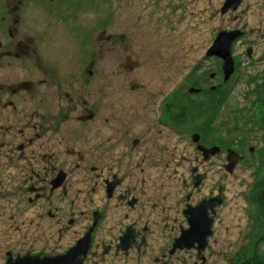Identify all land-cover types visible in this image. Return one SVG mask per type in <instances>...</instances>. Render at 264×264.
<instances>
[{
	"label": "flooded vegetation",
	"instance_id": "obj_1",
	"mask_svg": "<svg viewBox=\"0 0 264 264\" xmlns=\"http://www.w3.org/2000/svg\"><path fill=\"white\" fill-rule=\"evenodd\" d=\"M34 2L0 0V213H10L11 225L0 233V264L76 248L85 251L81 264H237L241 252L223 262L213 237L226 174L254 155L246 134L258 124L255 101L233 117L248 131L237 141L226 138L219 117L240 59L250 66L263 55L264 0H220L228 25L217 35L241 33L231 44L229 81L214 56L217 69L189 74L201 91L131 97L106 117L80 112L81 64L59 66L60 78L50 71L49 4ZM256 102L264 132V99ZM229 150L241 157L232 171Z\"/></svg>",
	"mask_w": 264,
	"mask_h": 264
},
{
	"label": "rangeland",
	"instance_id": "obj_2",
	"mask_svg": "<svg viewBox=\"0 0 264 264\" xmlns=\"http://www.w3.org/2000/svg\"><path fill=\"white\" fill-rule=\"evenodd\" d=\"M34 1H40L34 7L41 6V1L49 4L50 71L60 78L59 66H67L69 71L76 63L82 66L81 84L75 90L79 88V97L91 103L85 105L81 100L80 112L97 109L106 117L111 107L126 108L131 97L140 102L176 89L177 97H186L193 82L190 73L201 75L218 67L219 60L206 52L221 26L228 25L219 13L220 0ZM240 60L242 67L219 117L225 119L226 138L235 141L248 132L234 123L235 114H242L255 101L253 110L261 123L262 107L256 98L264 99V52L250 66L246 57ZM258 124L246 134L254 155L224 179L226 200L213 237L223 262L255 240H264V132ZM210 169L219 171L220 162ZM231 206L237 213L229 212ZM9 216L0 213L1 234L10 232ZM1 234L0 242H4ZM260 248L264 251V241Z\"/></svg>",
	"mask_w": 264,
	"mask_h": 264
},
{
	"label": "water",
	"instance_id": "obj_3",
	"mask_svg": "<svg viewBox=\"0 0 264 264\" xmlns=\"http://www.w3.org/2000/svg\"><path fill=\"white\" fill-rule=\"evenodd\" d=\"M231 2L232 0H228ZM240 32L229 31V32H220L213 43L208 48L206 55L208 57H219L223 60L222 69L224 73V80L229 81L232 76L235 74V60L231 51L232 42L240 35ZM199 92L201 89L191 88V92ZM239 154L234 150H229L228 153V165L227 168L229 171H232L236 164L239 162ZM262 203H263V218H264V191L262 193ZM195 219V218H194ZM211 224V223H210ZM193 225H197L196 221H193ZM208 236V233L206 237ZM79 250V251H78ZM77 251V252H76ZM76 252V253H75ZM80 252L85 253L84 250L76 248L71 250L64 256L59 257H50V258H34V259H23L14 264H81L82 259H80Z\"/></svg>",
	"mask_w": 264,
	"mask_h": 264
},
{
	"label": "trees",
	"instance_id": "obj_4",
	"mask_svg": "<svg viewBox=\"0 0 264 264\" xmlns=\"http://www.w3.org/2000/svg\"><path fill=\"white\" fill-rule=\"evenodd\" d=\"M210 98L216 99L214 93H210ZM217 105L210 104V112L213 113L214 108ZM264 182L262 183V185ZM262 205V202H261ZM264 230V224L262 226ZM263 238L255 240L253 243H250L248 246L244 247L239 254L241 260L237 264H264V251L260 248V243L263 242Z\"/></svg>",
	"mask_w": 264,
	"mask_h": 264
},
{
	"label": "bare ground",
	"instance_id": "obj_5",
	"mask_svg": "<svg viewBox=\"0 0 264 264\" xmlns=\"http://www.w3.org/2000/svg\"><path fill=\"white\" fill-rule=\"evenodd\" d=\"M236 208H237V207H236ZM231 211H232L233 213H237V210L234 209L233 206H231V207L229 208V212H231Z\"/></svg>",
	"mask_w": 264,
	"mask_h": 264
}]
</instances>
